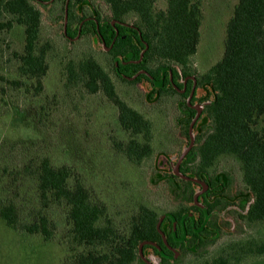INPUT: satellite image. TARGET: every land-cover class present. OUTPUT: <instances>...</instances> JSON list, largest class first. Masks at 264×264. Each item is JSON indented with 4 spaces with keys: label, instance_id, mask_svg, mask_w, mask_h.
I'll list each match as a JSON object with an SVG mask.
<instances>
[{
    "label": "trees",
    "instance_id": "obj_1",
    "mask_svg": "<svg viewBox=\"0 0 264 264\" xmlns=\"http://www.w3.org/2000/svg\"><path fill=\"white\" fill-rule=\"evenodd\" d=\"M57 1L61 3L63 21L67 0H0V16L12 18L0 22V31L16 23L24 34L22 52H13L16 76L0 71V117H6L9 127L16 130L24 125L28 134L23 140L10 137L8 129L0 134V223L27 238L64 242L68 252L65 264H144L138 255L141 243L146 242L143 249L156 251L148 244L155 243L168 253L156 231L162 216L163 222H168V232L160 227L168 244L179 247L182 254L193 253L192 249L204 250L216 240L220 228L211 215L215 209L228 205L225 199L239 202L246 211L240 215L243 222L263 221L264 130L258 125L264 115V0H237L225 24L223 56L201 75L190 67L203 20L200 0H163L164 9L155 7L159 0H68V37L87 35L102 47H110L107 54L112 73L127 84H148L147 100L180 97L176 124L186 145L196 114L186 101L193 83L189 81L188 90L180 94L182 85L177 81L188 75L196 78L190 104L202 106L193 126L197 145L185 156L179 173L201 178L208 185L209 190L200 196L199 203L211 218L208 220L201 208L192 205L194 184L169 170L162 177L172 199L179 204L178 209L158 213L140 203L121 222L111 217L107 206L93 196L91 181L84 178L79 168L66 162L56 166L46 155L32 154L31 148L41 145L51 133L47 123L50 111L45 98L41 99L51 46L39 43L41 12L34 2L43 7ZM97 1L107 7L108 16L102 17L95 8ZM130 17L134 18L132 24L126 22ZM63 69L66 88L81 86L90 94L101 91L115 106L118 124L128 135L125 142H113L116 151L132 164H140L153 154L151 122L119 97L110 73L91 56L69 60ZM139 72L142 73L136 78L127 80ZM31 88L35 93L29 102L23 92ZM197 89L202 91L200 97L196 96ZM225 156L235 158L240 165L245 189L235 196L229 194L230 176L211 174L215 163ZM190 210L198 214L196 220L184 217ZM55 214L60 216L66 236L53 234ZM173 221L174 235L180 241L174 240ZM179 262L180 259L176 261ZM218 264L227 263L220 259Z\"/></svg>",
    "mask_w": 264,
    "mask_h": 264
},
{
    "label": "rangeland",
    "instance_id": "obj_2",
    "mask_svg": "<svg viewBox=\"0 0 264 264\" xmlns=\"http://www.w3.org/2000/svg\"><path fill=\"white\" fill-rule=\"evenodd\" d=\"M200 2L203 20L196 53L190 61V67L197 75L205 73L222 58L225 24L237 0ZM34 5L41 12L39 43L51 46L47 58L48 72L43 78L41 93V99L45 98V106L50 111V121L47 123L50 124L51 133L46 139L43 137L41 145L31 148L32 154L46 155L56 166L66 162L79 168L84 178L91 181L93 196L100 199L107 206L108 214L119 222L132 215L135 206L140 203L158 213L176 210L179 204L172 199L162 176L173 169L177 157L187 146L176 124L180 115L177 108L180 97L170 95L162 96L159 100H147L145 94L150 92V87L145 82L131 85L117 79L111 71L110 56L90 36L67 42L62 35L60 2L43 7L35 2ZM94 6L102 17L108 16L104 3L97 1ZM155 7L164 9V1H157ZM11 19L6 14L0 16V22ZM126 22L132 24L134 18L130 17ZM23 44V29L16 23H12L10 29L0 31V71L9 77L16 76L17 62L13 52L21 53ZM84 56H91L110 73L119 97L151 122L153 154L140 164L130 163L113 148V142H125L128 135L120 128L117 110L105 95L101 91L90 94L81 86L72 89L65 87L64 64ZM23 93L31 102L35 91L31 88ZM201 95L202 91L197 89L196 96ZM5 118L0 117V134L8 129L12 138L23 140L28 137L24 125L16 130V127H9L10 123ZM258 127L264 130V115ZM193 146H196V142ZM213 173L230 176L231 196L244 191L240 165L235 158H220L211 169ZM220 221L221 229L216 240L204 250L184 252L180 264H218L220 259L227 264H264V220L243 222L228 209L221 213ZM54 224L53 234L56 237L67 235L59 215H54ZM63 245L64 242L59 243L54 238L44 241L39 237H24L0 223V264H65L68 252L66 245ZM147 254L150 255V251ZM151 260L155 263L158 261L155 257H151Z\"/></svg>",
    "mask_w": 264,
    "mask_h": 264
},
{
    "label": "flooded vegetation",
    "instance_id": "obj_3",
    "mask_svg": "<svg viewBox=\"0 0 264 264\" xmlns=\"http://www.w3.org/2000/svg\"><path fill=\"white\" fill-rule=\"evenodd\" d=\"M88 19H91V18H87L86 20H88ZM94 19V18H93ZM85 20V21H86ZM85 21H83V22H81V24H80V26H79V31H80V27H82V25L84 24V22ZM111 24H112V26H114V24H113V22H111ZM66 27H67V23H66ZM63 28H64V22H63ZM63 28H62V35H63V37L67 40V42H69V43H72L73 41H75V40H77L79 37H77V38H70V37H68L67 35H66V32L64 33V30H63ZM66 31V30H65ZM92 38V37H91ZM92 40H93V42H95V43H97V44H99L100 45V48L103 50V51H105V52H109V50H110V47L109 48H105V47H102V45L100 44V43H98V41H96L95 39H93L92 38ZM140 59V58H139ZM140 73H142V72H139V73H137L135 76H133L132 77V79H127V80H129V81H131V80H133L134 78H136L137 77V75L138 74H140ZM189 81H191L193 84H192V86H191V89H190V91H189V95L191 94V92H192V97H193V94H194V91H195V86H196V78H195V76H192V75H188V76H186V77H184V78H182V77H180V79H178V84H181L182 85V88L181 89H178V93H180V94H183V93H185L187 90H188V84H189ZM143 82V81H142ZM138 84V83H137ZM148 85V84H147ZM193 90V91H192ZM197 91V90H196ZM189 97V96H188ZM188 97H187V99H188ZM192 97H191V99H192ZM187 99H186V101H187ZM191 99H190V101H191ZM194 105H196V104H194ZM202 110V109H201ZM201 114V113H200ZM200 116V115H199ZM199 118V117H198ZM197 121V120H196ZM189 142H190V138H189ZM194 142H196L195 141V136L193 135V144H194ZM197 145V144H196ZM189 146V143H188V145L186 146V148ZM193 147H195V146H193L192 145V147L190 148V150L193 148ZM185 148V149H186ZM189 150V151H190ZM184 151V150H183ZM188 151V152H189ZM182 154V153H181ZM188 154V153H187ZM186 154V155H187ZM185 155V156H186ZM181 156V155H180ZM179 156V157H180ZM179 157H177V160H176V162L178 161V159H179ZM185 158V157H184ZM184 158L181 160V162H180V164L182 163V161L184 160ZM176 162H175V165H176ZM180 164H179V167H180ZM174 165V166H175ZM179 167H178V170H179ZM174 168V167H173ZM170 170V169H169ZM170 172L173 174V169H171L170 170ZM174 175V174H173ZM174 176H176V175H174ZM176 177H178V176H176ZM187 177H189V176H187ZM179 179H181L180 177H178ZM189 178H192V179H195V180H197V181H199L200 183H204L205 185H206V189L202 192V193H200L198 196H197V199H196V201H194V196L196 195V194H198L200 191H202L203 190V188H202V186L199 184V183H196V182H192V181H187V182H192L193 184H194V194H193V197H192V200H193V202H192V205L193 206H196V207H198V208H201L203 211H204V214H205V216H207L208 214H207V212L205 211V208L201 205V203H199V199H200V196H202L203 194H205V193H207L208 192V190H209V187H208V185L205 183V181L203 180V179H197V178H194V177H189ZM182 180V179H181ZM183 181H185V180H183ZM206 181H207V179H206ZM197 189V190H196ZM238 192H242V191H238ZM237 192V193H238ZM236 193V194H237ZM235 194V195H236ZM235 195H233V196H235ZM226 201H228V205H226L225 206V208H223V209H221V210H218V209H215L214 211H213V213H212V217H215V219L217 220V222H218V226H219V228L221 229V221H220V217H221V213L223 212V211H226V210H228V209H231L232 210V212L233 213H235L236 215H237V217L239 218V219H241V217H240V215L242 216V215H244L245 214V210H242V208H240L239 207V202L235 199V200H229V199H225ZM237 203V204H234V203ZM178 209V208H177ZM197 216H198V214L194 211V210H190L184 217H190V218H193V219H195L196 220V218H197ZM211 217H209V216H207V219L209 220ZM161 219V223H160V226H159V229H160V231L164 234V238H165V241H166V244H164V242H163V239H162V236L160 235V233L158 232V234L160 235V237H161V240H162V243H163V245H164V247L166 248V250L168 251V253H166L160 246H158L157 244H152V243H148L149 244V246H152V247H154L155 248V250L156 251H154L152 248H146V249H143V247L145 246V244L142 246V251H141V253H142V255L140 256L139 255V247H138V255H139V258L141 259V261L144 263V264H180L181 263V260H182V257H183V254H182V252H181V250H180V248L178 247V248H174V247H172L171 245H169L168 244V242H167V240H166V236H165V233L162 231V229L160 228L161 226L163 227V229H165L167 232L169 231L168 230V228H167V226H168V222L167 221H165V222H163V220H164V216H162V217H160L159 218V220ZM158 220V221H159ZM242 220V219H241ZM173 237H175L174 238V240L175 241H180L179 239H177L176 238V236L174 235V233H175V231H176V223L173 221ZM142 244V243H141ZM185 247H186V245H185ZM193 250V249H192ZM148 251H150V255H148L147 253H148ZM174 252H177V254H178V256H176L175 255V253ZM151 257H155V258H157L158 259V261L155 263V262H153L152 260H151ZM180 259V262L179 263H176V261L177 260H179ZM166 261V262H165Z\"/></svg>",
    "mask_w": 264,
    "mask_h": 264
},
{
    "label": "water",
    "instance_id": "obj_4",
    "mask_svg": "<svg viewBox=\"0 0 264 264\" xmlns=\"http://www.w3.org/2000/svg\"><path fill=\"white\" fill-rule=\"evenodd\" d=\"M67 7H68V0L66 1V3H65V7H64V20H63V22H64V28H63L64 33L66 32L65 30H66L67 15H68V14H67ZM113 24H114V22H113ZM141 58H142V54L140 55V59H141ZM140 59H139V60H140ZM130 79H132V78H130ZM192 91H193V90H192ZM191 97H192V92H191V94L189 95V97H188V99H187V104H188V106H189L190 108H192V109H194V110L196 111V114H195V116H194L192 122L190 123L189 129H188V136H189V138H190V142H189V146H188V147L182 152L181 156L179 157L178 161L176 162V165H175L174 168H173V174L176 175V176H178V177H180L182 180L196 182V183H199V184L202 186L203 190L200 191L198 194H196V195L194 196V201H196L197 196H198L200 193H202V192L206 189V185H205L204 183H200L199 181H197V180H195V179H192V178H189V177H187V176H184V175L180 174V173H179V170H178V167H179V164H180L181 160L185 157V155L188 153V151L190 150V148H191L192 145H193V133H192V131H193V126H194L196 120L198 119V117H199V115H200V113H201V109H202V106H200V105H191V104H190V99H191ZM160 223H161V219H160V220L157 222V224H156V230H157V231L160 233V235L162 236V239H163L164 244H166V241H165V238H164V234H163V233L160 231V229H159ZM144 244H146V242H145V243H142V244L139 245V255H140V256L142 255V253H141L142 250H141V249H142V246H143ZM174 253H175L176 256H178L177 252H174Z\"/></svg>",
    "mask_w": 264,
    "mask_h": 264
}]
</instances>
